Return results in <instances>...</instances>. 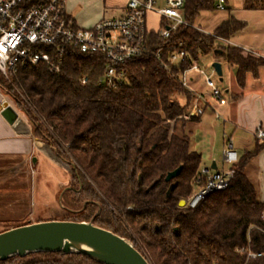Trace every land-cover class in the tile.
<instances>
[{
    "label": "trees",
    "instance_id": "obj_1",
    "mask_svg": "<svg viewBox=\"0 0 264 264\" xmlns=\"http://www.w3.org/2000/svg\"><path fill=\"white\" fill-rule=\"evenodd\" d=\"M217 1L185 0V20L196 25L202 13L217 11ZM244 3L248 10H264V0ZM245 27L230 15L212 34L190 26H180L168 39L151 32L149 49L161 51L165 61L180 43L189 56L171 64V72L153 56L133 59L122 66L126 80L115 89L100 83L105 59L78 51L65 55L58 74L39 65L19 67L11 82L0 77V90L14 99L33 137L70 167L60 201L80 215L64 221H93L130 240L151 264H264V203L246 174L264 142L239 157L227 190L196 208L180 205L200 187L201 155L190 150L187 135L175 131L196 118H185L194 96L170 73L179 75L214 54L238 66L242 84L247 72L264 66V58L245 56L218 38L230 40ZM180 166V175L166 182ZM0 264L99 263L83 255L37 253Z\"/></svg>",
    "mask_w": 264,
    "mask_h": 264
},
{
    "label": "built area",
    "instance_id": "obj_2",
    "mask_svg": "<svg viewBox=\"0 0 264 264\" xmlns=\"http://www.w3.org/2000/svg\"><path fill=\"white\" fill-rule=\"evenodd\" d=\"M184 6L185 0H127L123 16L103 19L90 28H81L67 13L66 0H0V73L8 77L19 67L45 65L51 73L58 74L69 51L102 56L105 73L100 83L111 89L121 86L126 80L122 66L143 56H153L171 72V64L176 65L189 56L183 49V43L165 61L161 51L154 53L149 49L148 36L156 32L162 39H168L180 26H190L206 34L185 20ZM216 8L217 11H225L226 1L218 0ZM151 14L157 16L155 29L148 27V15ZM218 40L224 45L240 48L246 56L257 55L252 50L231 44L229 40ZM191 73L203 77L214 100L222 99L223 92L215 80L219 76L212 65L210 74L201 68L199 61H193L179 75L170 74L190 94L201 98L191 87ZM86 82L84 79L83 84ZM200 113L201 110L193 105L185 118L196 117ZM254 137L264 142V129L259 127ZM223 160L228 166L225 170H200L197 180L200 187L184 201L185 205L196 208L208 196L228 189L239 161L230 141L223 150Z\"/></svg>",
    "mask_w": 264,
    "mask_h": 264
},
{
    "label": "crops",
    "instance_id": "obj_3",
    "mask_svg": "<svg viewBox=\"0 0 264 264\" xmlns=\"http://www.w3.org/2000/svg\"><path fill=\"white\" fill-rule=\"evenodd\" d=\"M114 3L108 10L116 15L106 18L107 10H104L99 19L90 27L103 19L123 16L126 12L127 0H115ZM226 10L235 19L246 24L242 31L229 40L231 44L237 46L234 40L240 39L248 33L251 40L244 48L252 50L258 56H264V10H248L245 8V4L240 9L227 7ZM240 11L246 12L248 15L240 18L238 16ZM67 13L71 18L74 17L76 26L88 28L83 27L73 13L68 10ZM151 15L157 18L155 14ZM230 15L222 18L209 32H213ZM219 44L222 43L219 42ZM205 58L201 57L199 62ZM215 62L222 65L223 76L222 79L219 77L217 81L218 87L223 92L222 99L214 100L203 77L197 73H191V87L195 90L196 95L201 97H194L193 105H196L201 113L194 116L196 121H188L185 125H176L175 131L179 135H187L190 141V150L196 152L192 143L194 131L201 126L202 119L208 111L219 112L218 117L223 116L232 131L227 141H230L235 149L234 142L242 140V144H239L235 149L240 157L245 152L251 151L257 144L263 143L254 137V132L259 127L264 129V66H260L256 74L247 72L241 84L238 80V66L222 60ZM213 63L214 61H212ZM224 66L227 67L226 72ZM225 77L228 81L227 88L222 87ZM3 98L0 90V108L4 104ZM25 123L29 126L27 122ZM29 128L28 134L18 133L0 110V233L4 232L1 227L6 223L25 220L26 224L24 225H27L50 221L49 215L52 212L49 209L60 207L58 205L59 195L71 179L64 163L55 156L47 144L36 140L30 126ZM224 166L226 165L224 164ZM212 167H216L215 170H218L215 162L210 168L212 169ZM222 170L225 168L223 167ZM246 174L258 191L259 201L264 203V150L248 164ZM58 175H61V179L58 178ZM65 209L60 207L61 211L58 213Z\"/></svg>",
    "mask_w": 264,
    "mask_h": 264
},
{
    "label": "water",
    "instance_id": "obj_4",
    "mask_svg": "<svg viewBox=\"0 0 264 264\" xmlns=\"http://www.w3.org/2000/svg\"><path fill=\"white\" fill-rule=\"evenodd\" d=\"M212 67L222 79L221 63L214 62ZM0 110L18 133L30 132L29 126L7 102ZM181 171L182 166L169 172L165 181L177 178ZM37 253L83 255L99 264H151L130 240L96 226L93 221L29 223L0 233V261Z\"/></svg>",
    "mask_w": 264,
    "mask_h": 264
},
{
    "label": "rangeland",
    "instance_id": "obj_5",
    "mask_svg": "<svg viewBox=\"0 0 264 264\" xmlns=\"http://www.w3.org/2000/svg\"><path fill=\"white\" fill-rule=\"evenodd\" d=\"M114 2L115 0H66V8L68 12L73 13L75 15L76 20L83 27L89 28L95 21L99 19L100 15L102 14V11L104 12V10H107L106 18L116 15L112 13V11L108 10L109 7H112L115 4ZM244 4H245L244 0H228L226 2V8L228 7L229 9L230 8L240 9ZM228 12L229 11L225 10V11H218L216 13H202L201 16L198 18L196 25L203 31L207 32L206 34H212L214 31L213 32H209V31H211L213 27L216 26L222 18H226L228 15H230L228 14ZM247 15L248 14L243 11H240L238 13V16L240 18L245 17ZM156 19L157 18H155L154 16L148 15V21H149L148 27L155 29L157 27ZM250 40L251 39L248 33H246V35H244L242 38L234 40V43L237 46L244 48L245 45H247L248 42H250ZM252 56L254 58H258L257 55H252ZM212 61L214 62L218 61L214 57V54H210L209 56H206V58L203 61L199 62L201 68L206 70L208 74H210V71H211L210 65L212 64ZM226 68L227 67L224 66L225 72H226ZM0 77L4 79L5 81L11 82L10 75L7 77L3 75L2 73H0ZM218 79L219 77L215 78L216 82L218 81ZM227 86H228V81H227V78L225 77L222 87L227 88ZM2 94L4 97L3 102L4 103L7 102L9 105H11V107L18 113V115L25 122L28 123L27 118L21 112V110H19L14 99L9 95L4 94L3 92ZM218 113L219 112L208 111L202 119L201 126L197 127L193 134V142H192L193 149L201 155V159H202L200 169L210 168L214 162L217 164L218 170L220 171H222L223 167L225 169L228 168L226 164H225L226 166H224L223 150H224L225 145L228 142L227 140L230 138L232 131H230L228 124H226L225 122L226 119L223 116L219 118L218 115L220 114ZM239 144H242V140L234 142L235 149H237ZM63 163L67 167L69 175L71 176L70 167L65 162ZM58 178L61 179V175H58ZM67 186H65L63 190ZM63 190L60 193L59 198H58V205L61 208L64 207L60 201V197H61V194L63 193ZM182 202L180 203V205L184 206L185 203H182ZM60 207L49 209L50 212H52L49 215V217H51L50 221H62L68 218H79L78 216L80 215V211L73 212V211H69L65 209L63 212L58 213V211H61ZM53 219H56V220H53ZM24 224H26L25 220H19L14 223L2 224L3 227H1V229L3 231H6L14 227L22 226Z\"/></svg>",
    "mask_w": 264,
    "mask_h": 264
}]
</instances>
